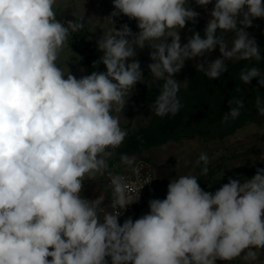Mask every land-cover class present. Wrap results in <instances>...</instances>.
<instances>
[{"label":"clouds","instance_id":"1","mask_svg":"<svg viewBox=\"0 0 264 264\" xmlns=\"http://www.w3.org/2000/svg\"><path fill=\"white\" fill-rule=\"evenodd\" d=\"M57 0H0V264H217L238 258L254 264L264 250V168L251 178L233 179L205 191L195 175L169 181L166 198L148 201L135 220L119 218L140 199L128 194L124 177L112 175L110 206L105 198L82 195L84 182L108 169L127 136L119 116L125 99L144 82L138 50L150 49L151 76L162 81L150 105L158 117H175L183 107L174 79L188 60L218 79L226 61H261V50L246 31L264 19V0H195L207 11L203 35L180 31L200 13L189 0H112L105 20L112 26L96 41L102 53L90 75L79 78L58 64L78 22H61ZM135 20L119 29L114 18ZM233 35L229 47L225 34ZM170 38V42H169ZM219 47L220 57L204 58ZM102 64L106 71L95 70ZM83 73L85 70L80 69ZM264 88L258 67L242 68L240 81ZM187 83V80L184 81ZM222 123L240 115L235 101ZM255 107L264 116V99ZM132 164L134 157L123 155ZM209 156L196 165L207 175ZM51 258V259H49Z\"/></svg>","mask_w":264,"mask_h":264},{"label":"rangeland","instance_id":"2","mask_svg":"<svg viewBox=\"0 0 264 264\" xmlns=\"http://www.w3.org/2000/svg\"><path fill=\"white\" fill-rule=\"evenodd\" d=\"M189 2L200 16L195 24L189 22L180 31L182 44L187 43L193 31L203 35L213 6L208 5L206 11L204 7L196 5L195 0ZM54 10L61 22L67 24L73 21L83 25L71 33L58 64L65 72L70 70L78 78L90 75L94 70L93 62L98 61L102 55L97 50L96 41L112 27L105 20L114 10L112 0H57ZM114 20L116 29L127 23L134 33L139 31L136 21L126 16L121 15ZM246 31L259 46L262 60L226 61L228 70L213 80L198 70V60L186 61L181 71L174 74V79L180 83L178 95L182 97L178 98L183 105L175 117L161 118L152 112L150 105L159 94L163 82L155 80L147 67L151 63L150 49L145 47L138 50L137 59L145 79L125 97L128 102L125 109L116 114L127 136L107 163L122 169L138 160L153 157L156 161L157 180L149 200L166 198L169 181L182 175L197 176L198 183L205 191L215 192L228 182L229 177L241 180L251 178L256 168H264V116L259 115L255 107L257 95L264 99V88L256 89L257 78L249 85L239 79L241 69L251 66L258 67L264 75V19H254L253 26ZM225 39L231 47L233 35L227 33ZM219 57L217 46L212 53L199 59L211 62ZM81 68L85 70L83 73ZM95 70L106 71L102 64ZM237 100L243 102L240 115L222 123L224 114L229 112L230 106H236ZM177 120L179 124L174 126ZM166 121H171L172 125H164ZM201 152L206 153L211 161L207 175H201L202 165L195 163ZM123 155L134 157L133 163H124L121 159ZM259 252V258L254 264H264V250ZM217 264H242V261L239 258L231 262L218 260Z\"/></svg>","mask_w":264,"mask_h":264},{"label":"built area","instance_id":"3","mask_svg":"<svg viewBox=\"0 0 264 264\" xmlns=\"http://www.w3.org/2000/svg\"><path fill=\"white\" fill-rule=\"evenodd\" d=\"M111 174L124 177L129 195L135 197L138 193L140 194L139 201L127 206L123 215L119 218V222L122 224L127 217H132L135 220L147 213L148 201L155 189L157 180L155 167L146 160H138L133 165L114 171ZM106 181L110 185L109 175ZM112 211L116 210L111 208Z\"/></svg>","mask_w":264,"mask_h":264},{"label":"crops","instance_id":"4","mask_svg":"<svg viewBox=\"0 0 264 264\" xmlns=\"http://www.w3.org/2000/svg\"><path fill=\"white\" fill-rule=\"evenodd\" d=\"M146 161L155 167V171L157 175L156 161L154 160V158L149 157ZM117 170L119 169L108 165V169L104 175L97 176L95 180H86L84 182V189L82 195L88 199H96L99 196H103L105 198V201L102 208L104 211L107 212H111L110 201L112 197V189L110 185L107 183L106 178L108 176V173H112Z\"/></svg>","mask_w":264,"mask_h":264},{"label":"trees","instance_id":"5","mask_svg":"<svg viewBox=\"0 0 264 264\" xmlns=\"http://www.w3.org/2000/svg\"><path fill=\"white\" fill-rule=\"evenodd\" d=\"M179 96V95H178ZM179 97H182V96H179ZM193 96L190 97V100L192 99ZM192 101V100H191ZM171 121H166L164 125L166 126H169V125H172L170 124ZM181 123V122H180ZM179 124L178 120L173 124L174 126H177Z\"/></svg>","mask_w":264,"mask_h":264}]
</instances>
